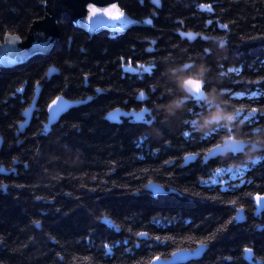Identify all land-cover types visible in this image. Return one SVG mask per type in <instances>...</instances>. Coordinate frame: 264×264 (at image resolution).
I'll use <instances>...</instances> for the list:
<instances>
[{
  "label": "trees",
  "instance_id": "obj_1",
  "mask_svg": "<svg viewBox=\"0 0 264 264\" xmlns=\"http://www.w3.org/2000/svg\"><path fill=\"white\" fill-rule=\"evenodd\" d=\"M45 2L0 0V42L7 35L25 39L44 18ZM119 6L133 20L151 24L116 38L108 32L90 36L58 19L59 37L46 56L0 69V264H150L157 256L167 260L193 251L230 220L203 257L186 264H247L245 246L253 247L260 264L264 216L254 217L251 199L264 195V153L257 163L237 167L229 161L241 156L204 164L201 155L188 162L187 154L205 147L182 123L194 116L184 111L168 121L159 115L152 126L119 125L106 116L134 105L141 91L152 107L165 92V63L193 59L209 69L208 87L222 90L227 104L244 115L264 108V0H120ZM180 30L197 35L196 42L180 37ZM128 60L142 73L135 63L162 66L139 79L124 74L122 61ZM229 68L239 72L222 77ZM38 91L26 123L23 115ZM57 97L66 106L60 113L48 107ZM257 126H264L259 114L251 125ZM242 130L249 131L247 122ZM221 166H243L231 173L228 191L213 183L224 181L225 173L213 175ZM138 189L144 194L133 195ZM141 231L148 237L135 235ZM157 236L166 246L155 243Z\"/></svg>",
  "mask_w": 264,
  "mask_h": 264
},
{
  "label": "water",
  "instance_id": "obj_2",
  "mask_svg": "<svg viewBox=\"0 0 264 264\" xmlns=\"http://www.w3.org/2000/svg\"><path fill=\"white\" fill-rule=\"evenodd\" d=\"M119 0H46L45 15L40 21L33 23L25 39L17 36L7 35L0 42V69H11L26 63L28 60L36 56H46L55 46L59 33L56 25L58 19H64L73 23L77 28L83 30L90 36H94L100 32H108L111 37L116 36V33H123L128 29L140 24L147 25V21L138 22L130 18L119 6ZM101 9H111V15L101 11L95 16H91L88 11V5ZM115 4L116 7L112 8ZM205 11V7L200 8ZM119 16L120 19L112 17ZM154 16V14H153ZM91 17V18H90ZM34 53V54H33ZM39 97V91L36 92L31 106L28 108L23 118L26 123H29L36 111V104ZM122 115V112H112L106 116V120L111 123H118L117 117ZM24 127L27 124L23 125ZM213 158H209L211 160ZM195 160L189 159L188 162ZM254 203L256 212L260 214L264 208H258L255 199ZM106 224L107 221H104ZM202 248L191 253L182 251L171 256L168 260H154L150 264H185L189 261L200 258Z\"/></svg>",
  "mask_w": 264,
  "mask_h": 264
},
{
  "label": "snow or ice",
  "instance_id": "obj_3",
  "mask_svg": "<svg viewBox=\"0 0 264 264\" xmlns=\"http://www.w3.org/2000/svg\"><path fill=\"white\" fill-rule=\"evenodd\" d=\"M116 5L113 4L112 8H115ZM207 11L211 12L212 11V7L209 5L206 8ZM88 11L91 14V16H95L97 15L99 12L103 11L105 12V14L111 15V9H101V8H97V7H93L92 4L88 5ZM91 18V17H90ZM113 19H120L119 16H115L112 17ZM147 23L151 24V21H147ZM209 23H211V21H209ZM222 28H226V25H221ZM205 39H207V37H205ZM154 43V42H153ZM224 41L221 40V45L222 47L224 46ZM149 51H151V49H149ZM34 54V53H33ZM205 54H210V51L208 49H205ZM162 65H158L155 62L150 65L149 67H144L143 65H141L140 67L142 68L143 72L148 73L149 75H151L153 73L154 70H158L159 67H161ZM185 67H190V65H185ZM218 67L223 68V65H218ZM206 72H209V69L206 68L205 69ZM232 72H239V69L237 68H229L227 70V72H221L220 75L222 77H226L229 73ZM264 79V78H262ZM253 83H258V81H253ZM197 87L193 90L192 95L190 97L189 100V104H191L190 107H187L185 109V114L186 115H191V116H198L200 115L203 110H204V105L201 103L202 99H203V92L204 90L208 87V80L207 78H205L204 80H198L196 81ZM228 89H224V91H227ZM99 91V90H97ZM156 91V87L153 86L152 87V92ZM169 93H171L173 91V89L170 87L167 90ZM242 95V93H241ZM253 96H256L257 93L253 92L252 93ZM163 96L164 94H162L161 97H158L156 101H151V104L153 105L152 107H144L142 108L139 112H135L132 113L137 121H141L142 124L144 126H152L156 123V121L158 120L159 117V113L156 111V106L159 105L162 100H163ZM140 97L141 98H145V93L143 91L140 92ZM89 99H91V97H89ZM60 100V97H57L55 100L52 101L51 104L48 105L49 109H53V106H55V113H60L62 111H64L65 109V105L64 104H57V101ZM228 107L231 108L234 111V115L236 119H241V117H243L241 119L242 123H244V125L247 122V125L249 126V131H244L241 129V139H237L233 133L235 132L234 127L232 126H224V125H218L217 127L213 128L209 133H206L203 137L202 140L205 142V147L201 152H194V153H190L186 155V159H191V160H196L198 159L201 155L204 158V163L207 164L209 158H213V162H216L217 160H219L220 156L223 153H227L228 154V159H238L240 154L243 153V151L245 150V148L247 147L246 144V139L250 138V133L253 131H262L264 130V126H257V127H251L252 124L257 122V115L259 114L260 119H264V108H257V107H252L247 115H244V109L242 108H234L231 105L228 104ZM122 115L124 116H128L130 115V113L124 112L122 113ZM191 122V120L185 119L182 121L183 125H188ZM183 136L185 138L189 137L190 133L185 131L182 133ZM145 140L148 139L147 136L144 137ZM223 140V146L220 143V140ZM260 157H257L256 159H253L252 162L255 164L259 161ZM167 163V162H166ZM25 168L29 167L28 164L24 165ZM243 170V166H240L238 168H232V167H217L213 173V175H218L221 172H227V173H233L234 171H242ZM0 171H3V169H0ZM13 171H15V169H13ZM151 181L149 182L148 185H145L144 188H148L151 185ZM213 183H215V181H213ZM251 183V182H249ZM5 188V190L7 189V186L4 185L3 186ZM235 187H239V185H236ZM156 191L158 192H163L162 188H158L156 189ZM173 194L175 195H182L183 193H180L178 190L176 189H172L171 190ZM144 191L143 189H138L136 191V193H134L133 195H143ZM248 195H251V193H249ZM36 199H42L41 197H37ZM210 199V198H209ZM255 199V203L258 206V208H264V195H255L254 197ZM233 205L236 203V201L232 202ZM59 211V210H58ZM236 211L238 212H242L243 211V207L236 209ZM102 220L105 218H101ZM36 225L38 227H40V222L36 221L35 222ZM232 221H228L227 223L221 225L220 228H218L216 230L215 233H210V237L206 238V240L201 241L200 242V246L201 247H207L209 244H211L213 242V240H215L219 235H222L224 233H226L228 231V225L231 224ZM135 235L137 237H148V233L147 232H137L135 233ZM155 243L159 244V245H164L166 246L167 241H161L160 237H155ZM104 248H108L107 244L103 245ZM137 247H139V245H137ZM195 251V250H193ZM243 252L245 254H247L248 256H251L253 254V247H248L245 246L243 249ZM173 256L176 255V253L172 254ZM155 259L157 261H159L161 258L159 256L155 257ZM231 259V258H228ZM260 264H264V260H261Z\"/></svg>",
  "mask_w": 264,
  "mask_h": 264
},
{
  "label": "clouds",
  "instance_id": "obj_4",
  "mask_svg": "<svg viewBox=\"0 0 264 264\" xmlns=\"http://www.w3.org/2000/svg\"><path fill=\"white\" fill-rule=\"evenodd\" d=\"M220 47L222 48L221 42ZM190 65V67H185ZM203 62L193 59L190 62L169 61L163 69V80L165 86L162 102L156 106V111L168 121L175 120L186 109L193 90L197 87L196 81L208 79V72ZM173 91L169 93L168 88ZM201 103L204 105L203 112L194 116L189 123L190 133L197 137H203L218 125L232 126L235 129L233 135L241 139V129L244 127L241 119H236L234 111L228 107L224 99V92L216 87H207L203 92ZM247 147L240 154L241 161H229L232 167L240 163H247L256 159L260 153H264V130L253 131L250 138L246 139ZM223 146V140H220ZM221 160H229L228 154L223 153Z\"/></svg>",
  "mask_w": 264,
  "mask_h": 264
},
{
  "label": "flooded vegetation",
  "instance_id": "obj_5",
  "mask_svg": "<svg viewBox=\"0 0 264 264\" xmlns=\"http://www.w3.org/2000/svg\"><path fill=\"white\" fill-rule=\"evenodd\" d=\"M120 1V0H119ZM119 1H118V4H119ZM200 8V7H199ZM149 20V19H148ZM57 22V21H56ZM208 23V22H207ZM207 25V24H206ZM128 31V30H127ZM127 31L123 32V33H116V38H118L119 36L123 35L124 33H126ZM179 35L180 37H186L188 39L189 42H193L195 43L196 42V38H197V35L191 33V32H183V30L179 31ZM182 35V36H181ZM123 62V65H124V69L126 70L124 74L126 75H129V76H132V77H138L139 79H142L143 77L145 76H150L148 73H142V72H139L137 71L132 65V62L131 60H128L126 63ZM135 66L137 67H140V64L139 63H135ZM146 101H147V98L145 96V98H141L140 96L136 97L135 99V104L132 105V106H129V107H126V108H115L113 110V112H127V113H130V115L128 116H121L119 115L117 117V121L118 123H115V124H119V125H122L124 123H128V124H132V125H143L141 121H137L135 116L132 114V113H135V112H139L142 108L144 107H148L147 104H146ZM112 113V112H111ZM50 121V124L51 125H54L56 123L55 119L51 118L49 119ZM203 162V161H202ZM204 163V162H203ZM205 164V163H204ZM221 173H225L224 174V181H218L219 179L216 178L215 180V185L220 187V189H222V191H228L229 188L231 187V182L233 181L232 179V174L231 173H227V172H221ZM220 176V175H219ZM221 180H222V177L220 176ZM255 207V205H254ZM255 212H256V208L254 210V217L257 218V219H261L262 216H264V210L258 214V215H255ZM200 248H202V253L200 255V258L203 257L204 253L206 252V248L205 247H198L196 249H194L195 251L199 250ZM195 251H189L191 253L195 252ZM179 252H182V251H179ZM175 253H178V252H175ZM173 256V255H172ZM171 258V257H170ZM199 258V259H200ZM254 253L251 255V256H248L247 254H245L243 252L242 254V259L247 263V264H255L254 263ZM199 259H197L199 261ZM168 260V259H167ZM197 260H194V261H197ZM190 262V261H189ZM188 263V262H187ZM186 264V263H185Z\"/></svg>",
  "mask_w": 264,
  "mask_h": 264
}]
</instances>
